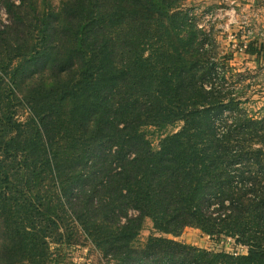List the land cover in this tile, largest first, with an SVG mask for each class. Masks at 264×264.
<instances>
[{
    "label": "trees",
    "instance_id": "obj_1",
    "mask_svg": "<svg viewBox=\"0 0 264 264\" xmlns=\"http://www.w3.org/2000/svg\"><path fill=\"white\" fill-rule=\"evenodd\" d=\"M1 1L0 264H51L80 233L114 264H264V115L216 123L244 96L225 94L231 58L187 0ZM179 121L155 150L145 129ZM147 217L249 253L136 247Z\"/></svg>",
    "mask_w": 264,
    "mask_h": 264
},
{
    "label": "rangeland",
    "instance_id": "obj_2",
    "mask_svg": "<svg viewBox=\"0 0 264 264\" xmlns=\"http://www.w3.org/2000/svg\"><path fill=\"white\" fill-rule=\"evenodd\" d=\"M62 1L63 0H49V2L47 3V0H39V8L40 10L46 11L51 10V8L58 10ZM229 1L230 0H187L185 3V6L187 8L196 9V12L198 13L202 24H210L215 27V35L217 36L219 42L222 45L223 52L225 53V51H229V53L232 54V56H229L231 58L230 66L234 71L226 70L227 79L225 78V81L223 82V86L225 89L224 92L227 95L244 97H242L241 100H239L238 102L234 101L235 105L233 108L235 109H233L232 107L225 109L222 118L216 121V123H218L220 128L222 129H224L225 126L227 127L228 125H231L233 123V120L235 118L239 119L240 116H242L240 120L249 119V117H247L246 115L245 110H247L252 117L256 116V113L258 112H264V99H261L264 96L261 94L262 91L256 88L257 77H259V74L253 77V56L248 54L236 55L235 53L231 52L229 47V41L227 39L232 36V31L228 28L226 30L225 24L223 22L225 18L222 17L221 12L219 10L222 9V11H224L234 7L232 2ZM240 5L242 7L244 3L241 2ZM215 10H219L216 14L217 19H213L212 14L210 13L211 11ZM0 17L2 18V22L4 24L9 23V15L7 9L1 0ZM176 18L177 17L173 18V20L175 21H173V23H171L170 25L177 24ZM239 19L241 20V22H248V24L253 25V14H249L248 12L243 11L239 15ZM249 31H251V27H246L243 35H245L246 32ZM239 36L242 35L240 34ZM248 56H251V58H248ZM221 77L224 76L221 75ZM214 78V76L211 77V79ZM4 83H6V81ZM5 104L9 107L15 106V118L19 121H25L28 118L29 113L22 106L18 105L15 99L11 98L10 100L5 101ZM223 104L224 106L228 105L227 102ZM183 125L184 121H179L173 124H167L161 128L148 127L145 129V131L148 135L149 140L152 142L154 149L158 150L162 138L167 135H172L177 132H180L183 128ZM257 128L263 131L261 125H253V127L247 125V129L252 132L253 129ZM255 141L256 145L262 146L261 142L254 140V142ZM250 143L251 144H245L247 146H251L253 145V140L250 141ZM254 168H258V166L252 167V171ZM207 234L209 233L202 229L193 227H188L184 229L180 235L161 232L156 228L153 219L151 217H147L145 225L142 231H140L139 235L137 236L134 245L136 247L142 248L146 244H148L149 240L152 237H159L169 240H175L186 245L196 246L216 252H226V249L234 247L230 244L223 246L219 242L224 236H232L230 234L223 233V235L219 239L216 238L217 240H209L206 237L208 236ZM80 235L81 236H79V238L81 241L78 245L55 243L52 244L50 249L51 264H114V262H112L110 259H106L103 254L96 249V247L92 244L91 241H84L82 233H80Z\"/></svg>",
    "mask_w": 264,
    "mask_h": 264
},
{
    "label": "built area",
    "instance_id": "obj_3",
    "mask_svg": "<svg viewBox=\"0 0 264 264\" xmlns=\"http://www.w3.org/2000/svg\"><path fill=\"white\" fill-rule=\"evenodd\" d=\"M229 2H232L234 7L222 11V9H219L221 12L222 17L225 19L223 20L225 24V28L232 31V36L227 39L229 41V47L231 52L240 55H246L248 54V49L253 46V25L248 24V22H241L239 19V15L243 12L246 11L249 14H253V0H230ZM243 2L244 5L241 7L240 3ZM223 6V5H221ZM194 9V8H193ZM219 10L211 11L210 13L212 14L213 19L216 18V14ZM194 14L198 17L199 20V27L203 29L204 31L211 33L217 42L218 46L220 47V50H222V45L219 42L217 36L215 35V27L210 24H202L201 20L198 16V13L196 12V9H194ZM249 25V26H248ZM246 27H251V31L246 32L245 35L243 33L245 32ZM242 36H239V35ZM261 40L264 44V32L262 34ZM223 55L226 57L232 56L229 51L223 52ZM250 55V54H248ZM230 58V57H229ZM209 240H216L215 237L212 236H207ZM223 246L224 245H233V248H228L225 251L233 254V255H247L249 253V247L246 245H243L242 243H239L236 238H233L231 236H224L222 239L219 241ZM220 251V250H219Z\"/></svg>",
    "mask_w": 264,
    "mask_h": 264
},
{
    "label": "crops",
    "instance_id": "obj_4",
    "mask_svg": "<svg viewBox=\"0 0 264 264\" xmlns=\"http://www.w3.org/2000/svg\"><path fill=\"white\" fill-rule=\"evenodd\" d=\"M263 32L264 0H253V55H251L253 56V77L259 74L256 88L261 90V94L264 96V44L261 40ZM251 56H248V58H251ZM261 99H264V97ZM258 113L264 115V112Z\"/></svg>",
    "mask_w": 264,
    "mask_h": 264
}]
</instances>
